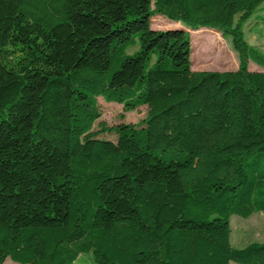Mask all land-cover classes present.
Wrapping results in <instances>:
<instances>
[{
  "label": "trees",
  "instance_id": "16d2710c",
  "mask_svg": "<svg viewBox=\"0 0 264 264\" xmlns=\"http://www.w3.org/2000/svg\"><path fill=\"white\" fill-rule=\"evenodd\" d=\"M263 3L0 0V264H264L229 225L264 211V53L243 30ZM154 14L217 29L237 69H191L188 31ZM99 96L141 123L94 129Z\"/></svg>",
  "mask_w": 264,
  "mask_h": 264
},
{
  "label": "rangeland",
  "instance_id": "374dc122",
  "mask_svg": "<svg viewBox=\"0 0 264 264\" xmlns=\"http://www.w3.org/2000/svg\"><path fill=\"white\" fill-rule=\"evenodd\" d=\"M152 29H174L182 28L189 33L190 43V67L194 70H216L235 71L238 66L236 52L230 45L229 38L224 37L220 31L209 27L190 29L179 21H174L163 15L151 16ZM246 41L264 53V3L251 18L243 24ZM138 45L126 48L131 54L136 51ZM248 69L252 71L261 70V67L252 61H248ZM100 116L95 121L93 128H97L99 122L112 127L120 123L140 124L145 115V105L136 110L125 112L122 105L115 101H106L103 97L97 98ZM100 137L115 140L116 134L113 130H107ZM230 244L234 247H242L251 241L264 242V211L255 212L247 218L239 215H231ZM2 264H19L6 258ZM73 264H92L87 254L79 256ZM229 264H240L230 261Z\"/></svg>",
  "mask_w": 264,
  "mask_h": 264
}]
</instances>
